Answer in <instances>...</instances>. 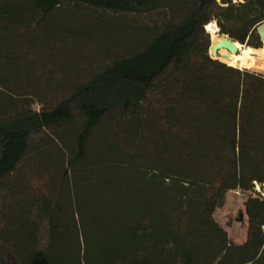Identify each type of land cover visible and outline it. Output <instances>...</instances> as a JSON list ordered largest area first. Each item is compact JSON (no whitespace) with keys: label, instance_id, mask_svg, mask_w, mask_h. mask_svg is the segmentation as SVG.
Here are the masks:
<instances>
[{"label":"trees","instance_id":"obj_1","mask_svg":"<svg viewBox=\"0 0 264 264\" xmlns=\"http://www.w3.org/2000/svg\"><path fill=\"white\" fill-rule=\"evenodd\" d=\"M210 22L261 49L264 0H0V264H264V72Z\"/></svg>","mask_w":264,"mask_h":264},{"label":"rangeland","instance_id":"obj_2","mask_svg":"<svg viewBox=\"0 0 264 264\" xmlns=\"http://www.w3.org/2000/svg\"><path fill=\"white\" fill-rule=\"evenodd\" d=\"M224 37L225 35H220ZM210 36V34H209ZM211 42V40H210ZM262 43L261 56L264 59V41ZM240 44V43H239ZM257 56V55H255ZM256 71H261L257 68H250ZM264 72V71H262ZM259 186H255V190L258 191ZM246 194L239 191H228L225 195L224 201L214 212V219L219 225L226 231L229 241L232 243H241L246 236V216L244 214L243 202Z\"/></svg>","mask_w":264,"mask_h":264},{"label":"bare ground","instance_id":"obj_3","mask_svg":"<svg viewBox=\"0 0 264 264\" xmlns=\"http://www.w3.org/2000/svg\"><path fill=\"white\" fill-rule=\"evenodd\" d=\"M205 27L210 34V40L212 44H214L216 41H218L221 38L217 35L218 28L214 22L208 23ZM234 44L238 49L237 53L228 52L222 49L219 51L218 59L230 66H234L238 68H248V69L257 68L260 69L261 71H264V59L261 56H259L262 51L261 49H254L252 47H247L239 44L238 42H234ZM222 54H225L226 57L222 58L221 57Z\"/></svg>","mask_w":264,"mask_h":264},{"label":"water","instance_id":"obj_4","mask_svg":"<svg viewBox=\"0 0 264 264\" xmlns=\"http://www.w3.org/2000/svg\"><path fill=\"white\" fill-rule=\"evenodd\" d=\"M205 30H206V27H205ZM256 32H257V34L259 36L260 41L261 42L264 41V22H262L260 25L257 26ZM217 33L219 34V30L218 29H217ZM222 49H224V50H226L228 52H232V53H237L238 52V49L235 46L234 42L231 39H229L227 36H224V37H221L214 44H212L210 42L209 55L212 58L218 59L219 51L222 50ZM221 57L225 58L226 55L222 54Z\"/></svg>","mask_w":264,"mask_h":264}]
</instances>
